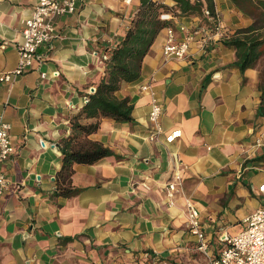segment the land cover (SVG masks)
<instances>
[{
	"label": "crops",
	"instance_id": "obj_1",
	"mask_svg": "<svg viewBox=\"0 0 264 264\" xmlns=\"http://www.w3.org/2000/svg\"><path fill=\"white\" fill-rule=\"evenodd\" d=\"M77 1L75 13L53 18L58 36L39 48L47 59L12 82L0 81V114L11 124L16 149L0 160V173L8 179L0 196V264H208L187 226L186 198L200 211L214 256L222 249L220 235L241 231L245 217L263 206L264 160L258 157L264 146L254 144L264 129V55L242 72L234 65L236 49L222 39L205 46L200 33L185 58H165L164 27L143 59L140 77L122 82L114 93L130 99L132 120L76 118L89 91L108 77L102 54L124 39L141 3ZM34 3L0 0V75L18 64L23 20ZM214 3L229 36L255 22L232 0ZM180 23L194 30L207 20L178 15L169 22L178 39L185 37ZM153 95L164 108V132L152 141ZM76 120L99 122L96 131L76 141L100 142L113 154L74 164L72 185L79 192L64 196L56 180L61 142ZM176 128L182 135L167 143L165 135ZM177 171L182 179L171 199L166 186Z\"/></svg>",
	"mask_w": 264,
	"mask_h": 264
},
{
	"label": "trees",
	"instance_id": "obj_2",
	"mask_svg": "<svg viewBox=\"0 0 264 264\" xmlns=\"http://www.w3.org/2000/svg\"><path fill=\"white\" fill-rule=\"evenodd\" d=\"M169 6L162 0H141V3L128 27L122 41L109 49L110 58L105 61L107 78L96 87V91L87 96V101L76 118L108 116L119 122L132 120L133 105L128 97L119 99L115 92L122 82H132L141 75L142 62L149 52L158 33L169 25L162 21L163 11H172L177 15H200L207 20L204 10L215 14L214 0H174ZM244 13L252 16L255 22L224 40V44L236 49L237 60L234 65L242 72L254 67L264 55V0H232ZM263 29L261 32L260 30ZM259 88L261 104L259 112L264 114V70L260 74ZM73 132L62 140L63 165L57 175V190L64 196H73L79 189L72 185L74 164H92L112 155V151L97 141H76L80 136L96 131L99 122L82 124L72 122ZM75 141V144L72 142ZM264 160V154L258 157Z\"/></svg>",
	"mask_w": 264,
	"mask_h": 264
},
{
	"label": "built area",
	"instance_id": "obj_3",
	"mask_svg": "<svg viewBox=\"0 0 264 264\" xmlns=\"http://www.w3.org/2000/svg\"><path fill=\"white\" fill-rule=\"evenodd\" d=\"M133 0H125L131 4ZM34 8L31 16L23 20V40L17 45L19 60L17 66L0 75V81L12 82L17 76L31 70L35 63H43L47 59V54L40 53L39 48L42 45H49L57 38L58 34L53 23L55 16L75 13L78 9L77 0H34ZM207 17V23L199 29H190L187 25L180 23L179 30L185 33V37L178 39L175 28L168 25L167 39L163 46V55L165 58L183 59L190 52L191 44L197 36L202 33V44L207 45L218 39H228L229 34L223 29L220 15L216 11L212 15L207 9L204 10ZM162 21L171 22L178 17L172 11H163L160 14ZM94 54L97 55L95 52ZM110 53L105 52L101 60H109ZM144 89H150V85L143 86ZM96 91L92 88L89 94ZM87 101V97H86ZM163 105L160 100L153 95L151 100V109L149 112V122L154 130L150 139L157 140L159 135L164 132L161 124L163 114ZM182 135V130L176 128L165 135L167 143H173ZM44 142L42 141V144ZM254 146L260 148L264 146V129L257 133ZM16 152L11 135V124L0 114V160L9 159ZM181 174L177 171L172 180L167 183V196L171 199L179 191L178 186L181 181ZM8 185V179L0 173V196L4 195ZM259 191L263 195V206L245 217L244 228L234 235L224 231L220 235L222 249L216 256L209 255V241L205 234L200 211L190 198H186L187 208V226L190 232L197 236L198 250L203 252L208 258V264H264V182L259 185Z\"/></svg>",
	"mask_w": 264,
	"mask_h": 264
},
{
	"label": "rangeland",
	"instance_id": "obj_4",
	"mask_svg": "<svg viewBox=\"0 0 264 264\" xmlns=\"http://www.w3.org/2000/svg\"><path fill=\"white\" fill-rule=\"evenodd\" d=\"M167 264H170L169 262H167Z\"/></svg>",
	"mask_w": 264,
	"mask_h": 264
}]
</instances>
